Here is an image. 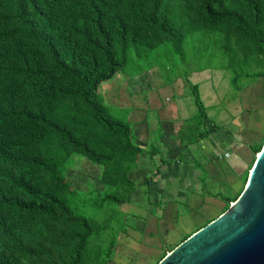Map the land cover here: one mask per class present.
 Segmentation results:
<instances>
[{
  "label": "trees",
  "instance_id": "16d2710c",
  "mask_svg": "<svg viewBox=\"0 0 264 264\" xmlns=\"http://www.w3.org/2000/svg\"><path fill=\"white\" fill-rule=\"evenodd\" d=\"M162 46L220 57L235 88L264 80V0H0V264H109V225L77 209L67 175L74 158L88 160L102 167L93 206L127 203L140 157L159 149L147 150L99 91L132 49ZM192 94L188 122L215 127L198 85Z\"/></svg>",
  "mask_w": 264,
  "mask_h": 264
},
{
  "label": "rangeland",
  "instance_id": "374dc122",
  "mask_svg": "<svg viewBox=\"0 0 264 264\" xmlns=\"http://www.w3.org/2000/svg\"><path fill=\"white\" fill-rule=\"evenodd\" d=\"M185 53L183 59L162 46L139 57L132 49L123 70L100 88L110 113L134 131L144 119L142 127L155 134L161 109L175 110L163 116L169 124L165 142L145 146L159 147V155L140 157L131 174L137 186L127 203H106L97 210L94 201L104 191L102 167L76 157L68 171L80 197L77 209L109 225L102 243L104 252L114 244L109 264H158L184 238L231 207L264 148V80L243 79L235 88L220 57L203 55L198 46H186ZM194 85L215 127L194 128L188 122L197 112Z\"/></svg>",
  "mask_w": 264,
  "mask_h": 264
},
{
  "label": "water",
  "instance_id": "95a60500",
  "mask_svg": "<svg viewBox=\"0 0 264 264\" xmlns=\"http://www.w3.org/2000/svg\"><path fill=\"white\" fill-rule=\"evenodd\" d=\"M229 210L179 244L158 264H264V148Z\"/></svg>",
  "mask_w": 264,
  "mask_h": 264
},
{
  "label": "crops",
  "instance_id": "0c3cea01",
  "mask_svg": "<svg viewBox=\"0 0 264 264\" xmlns=\"http://www.w3.org/2000/svg\"><path fill=\"white\" fill-rule=\"evenodd\" d=\"M159 106V105H157ZM164 108V107H163ZM171 109V110H169ZM162 110V116L160 117V121H161V127L160 128H157L156 129V132L154 134V130H150V128H148L149 126L146 125V127H142L145 125V120L143 119L142 122L138 123L140 124L139 127L138 125L135 123V134L136 136L138 137V140L141 142V144L145 147L146 145L149 146L151 144L152 141L156 142V144L158 145L159 142L161 143H164L165 142V138H166V135H167V126L166 125H169L168 122L165 120V118H163V116L165 117V115L168 114V112H171V111H175L174 108H168V109H161ZM173 114H175L173 112ZM172 115V113H171ZM174 121H178V120H174ZM173 121V123H174ZM141 126V128H140ZM163 126V128H162ZM161 131V132H160ZM159 134L160 137L158 140L155 139L156 135ZM155 148L159 149V147L155 146ZM159 155V153H158Z\"/></svg>",
  "mask_w": 264,
  "mask_h": 264
},
{
  "label": "bare ground",
  "instance_id": "6f19581e",
  "mask_svg": "<svg viewBox=\"0 0 264 264\" xmlns=\"http://www.w3.org/2000/svg\"><path fill=\"white\" fill-rule=\"evenodd\" d=\"M262 156V153L261 154H258V157H261Z\"/></svg>",
  "mask_w": 264,
  "mask_h": 264
}]
</instances>
